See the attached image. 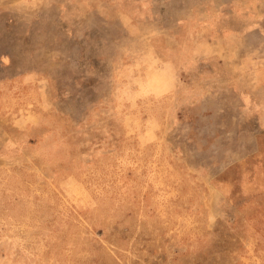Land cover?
I'll use <instances>...</instances> for the list:
<instances>
[{
  "label": "rangeland",
  "instance_id": "1",
  "mask_svg": "<svg viewBox=\"0 0 264 264\" xmlns=\"http://www.w3.org/2000/svg\"><path fill=\"white\" fill-rule=\"evenodd\" d=\"M0 264H264V0H0Z\"/></svg>",
  "mask_w": 264,
  "mask_h": 264
}]
</instances>
